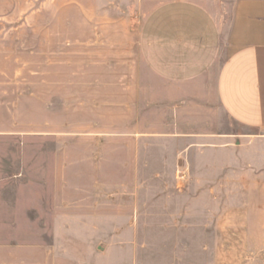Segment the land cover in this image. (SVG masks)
I'll list each match as a JSON object with an SVG mask.
<instances>
[{
  "label": "crops",
  "instance_id": "obj_1",
  "mask_svg": "<svg viewBox=\"0 0 264 264\" xmlns=\"http://www.w3.org/2000/svg\"><path fill=\"white\" fill-rule=\"evenodd\" d=\"M136 5L130 23L107 18L98 27L86 23L91 40L85 49L61 54L69 63L80 55L95 65L112 59V90H94L83 82L90 107L68 125L75 130L60 133L52 120L45 122L48 130L26 133L55 146L51 152H35L33 163L27 164L32 158L23 154L22 168V153L14 158L0 153V264H61L60 256L71 254L69 248H58L59 239H72L81 230L93 231L96 238L90 239L106 234L107 191L81 189L84 172L70 170L65 163L69 155L59 151L64 134L86 147L110 138L104 144L115 149L122 137L136 159L141 147L170 143L178 160L188 149L198 154L224 149L238 164L264 166V0H169L158 5L143 0ZM96 11L86 10L89 16H103ZM73 86L67 83L66 94L53 93V88L48 92L68 112L78 94ZM105 96L114 102L96 101ZM6 134L3 142H12ZM12 161L17 168L9 167ZM195 191L202 192L203 185L196 184Z\"/></svg>",
  "mask_w": 264,
  "mask_h": 264
},
{
  "label": "rangeland",
  "instance_id": "obj_2",
  "mask_svg": "<svg viewBox=\"0 0 264 264\" xmlns=\"http://www.w3.org/2000/svg\"><path fill=\"white\" fill-rule=\"evenodd\" d=\"M142 1L0 0L1 155L14 158L22 153V168L23 154L32 158L25 160L27 164L33 163L35 152H51L55 146L26 133L48 130L45 122L52 120L60 133L75 130L68 125L78 122L90 107L82 94L83 82L94 90H112L114 80L108 75L116 68L112 59L95 65L80 55L76 63H69L61 54L85 49L91 40L86 23L98 27L105 18L130 23ZM166 1L155 0V5ZM87 9L101 10L103 16H89ZM72 73L80 77L73 78ZM82 73L92 76L83 78ZM52 82L64 84L51 86ZM67 83L78 92L70 101L71 112L66 104L62 107L61 99L56 103L48 94L51 88L66 94ZM101 100L115 98L96 99ZM6 133L12 142H3ZM66 136L60 138L59 151L69 155L65 163L70 170L84 172L81 189L107 191L108 221L100 239H90L95 234L84 230L76 231L74 239H59L58 248H69L71 254L60 256L59 263L264 264V166L238 164L224 149L218 154L188 149L178 160L176 146L170 143H155L149 150L141 147L136 159L122 137L115 149L104 144L110 138L86 147ZM9 164L18 166L14 161ZM179 171L185 173L184 181L177 179ZM196 184L203 185L202 192L195 191Z\"/></svg>",
  "mask_w": 264,
  "mask_h": 264
},
{
  "label": "built area",
  "instance_id": "obj_3",
  "mask_svg": "<svg viewBox=\"0 0 264 264\" xmlns=\"http://www.w3.org/2000/svg\"><path fill=\"white\" fill-rule=\"evenodd\" d=\"M177 179H178L179 181H184V180L186 179V175H185V173L179 171V172H178Z\"/></svg>",
  "mask_w": 264,
  "mask_h": 264
}]
</instances>
